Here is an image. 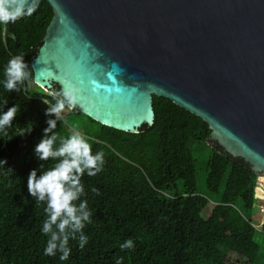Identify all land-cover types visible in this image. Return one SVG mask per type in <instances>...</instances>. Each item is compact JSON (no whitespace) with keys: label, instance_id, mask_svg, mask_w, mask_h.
Returning a JSON list of instances; mask_svg holds the SVG:
<instances>
[{"label":"trees","instance_id":"1","mask_svg":"<svg viewBox=\"0 0 264 264\" xmlns=\"http://www.w3.org/2000/svg\"><path fill=\"white\" fill-rule=\"evenodd\" d=\"M53 16L40 1L14 22L0 23V115L13 106L19 111L12 126L0 131V264H256L264 260L250 224L256 173L240 157L207 142L209 128L198 116L167 98L152 95L153 122L138 132H125L100 124L78 108L65 109L57 121L55 147L70 136L66 122L75 124L92 145L103 151L105 163L94 177H82L92 222L83 232L89 237L83 249L78 238L69 241L71 254L61 261L57 252L44 255L48 237L42 233L47 219L45 203L27 191V177L49 170L56 161H39L34 148L43 138L48 94L52 84L33 92L29 60L42 43ZM11 32L13 37H9ZM24 56L31 75L18 91L4 88L8 61ZM28 86V87H27ZM29 88V90H28ZM7 101V104L5 103ZM209 146L206 171L197 185L189 144ZM5 161V163H2ZM42 165V167H40ZM99 190V195L93 191ZM210 202L207 215L202 210ZM79 203V201L77 202ZM261 232L264 233V215ZM132 239V249L121 245Z\"/></svg>","mask_w":264,"mask_h":264},{"label":"water","instance_id":"2","mask_svg":"<svg viewBox=\"0 0 264 264\" xmlns=\"http://www.w3.org/2000/svg\"><path fill=\"white\" fill-rule=\"evenodd\" d=\"M40 1L53 16L29 60L33 83L77 88L76 108L125 132L152 124V95L167 98L206 123L207 142L264 171V0H26L23 9Z\"/></svg>","mask_w":264,"mask_h":264},{"label":"clouds","instance_id":"3","mask_svg":"<svg viewBox=\"0 0 264 264\" xmlns=\"http://www.w3.org/2000/svg\"><path fill=\"white\" fill-rule=\"evenodd\" d=\"M25 2L26 0H0V23L7 24L18 19L24 13ZM13 4L16 5L15 11L10 10ZM31 11L29 9L28 14H31ZM28 68L24 56L17 55L11 58L5 68L4 88L9 92L18 91V85L30 78ZM48 94L55 103L47 106L45 115L54 119L46 120L47 127L43 130V138L34 148V154L41 162L51 160L56 163L39 176L37 170L30 171L27 177V191L37 203L43 202L46 205L47 219L43 222L42 233L48 239L44 255L53 256L59 252L61 253L59 259L65 261L71 254L70 240L78 238L81 249L88 242L89 237L84 234L83 229L86 224L92 222L93 213L88 207L87 200H81L84 195L81 181L85 173L89 177H94L102 170L105 154L103 151L93 154L92 145L75 129L70 136L60 141L58 147H55L57 135L54 129L57 127V121L62 119L65 109L76 108L79 90L75 87H62L61 90L50 91ZM5 103L7 104V101ZM18 111L15 105L0 115V131L12 126ZM93 191L99 195V190ZM254 213L256 214L255 211ZM120 247L132 249L134 243L132 239H128ZM117 264H121V261L118 260Z\"/></svg>","mask_w":264,"mask_h":264},{"label":"rangeland","instance_id":"4","mask_svg":"<svg viewBox=\"0 0 264 264\" xmlns=\"http://www.w3.org/2000/svg\"><path fill=\"white\" fill-rule=\"evenodd\" d=\"M28 87V86H27ZM29 88L33 91V92H41V93H46V91H42V88H40L39 86H37V84L35 83H30ZM28 88V90H29ZM65 112V111H64ZM64 112L62 113V116L64 115ZM66 122V126L69 127V129L71 131H73V129L78 130L79 131V127L76 126L73 123H70L68 121ZM189 149H191V155L194 161V170H195V175H196V181H197V185L201 186L202 184V180L206 171V162L208 159V155H209V145L206 143H191L188 145ZM264 173V171H262L261 173L257 174V175H262ZM255 184V183H254ZM261 188V187H260ZM211 204L212 202H210L208 205H206L204 207V209L202 210V215L206 216L208 211L211 208ZM262 218H263V214H255L253 213L250 217V224L252 225V227L255 229V241L259 244V253H261L262 257H264V233L261 232V224H262ZM256 264H264V260H256L255 261Z\"/></svg>","mask_w":264,"mask_h":264},{"label":"built area","instance_id":"5","mask_svg":"<svg viewBox=\"0 0 264 264\" xmlns=\"http://www.w3.org/2000/svg\"><path fill=\"white\" fill-rule=\"evenodd\" d=\"M251 205L256 214L264 215V173L256 176Z\"/></svg>","mask_w":264,"mask_h":264},{"label":"flooded vegetation","instance_id":"6","mask_svg":"<svg viewBox=\"0 0 264 264\" xmlns=\"http://www.w3.org/2000/svg\"><path fill=\"white\" fill-rule=\"evenodd\" d=\"M44 89V88H43Z\"/></svg>","mask_w":264,"mask_h":264}]
</instances>
